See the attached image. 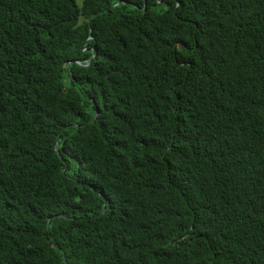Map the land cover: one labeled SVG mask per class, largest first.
<instances>
[{"label":"trees","instance_id":"obj_1","mask_svg":"<svg viewBox=\"0 0 264 264\" xmlns=\"http://www.w3.org/2000/svg\"><path fill=\"white\" fill-rule=\"evenodd\" d=\"M0 264H264V0H0Z\"/></svg>","mask_w":264,"mask_h":264},{"label":"water","instance_id":"obj_2","mask_svg":"<svg viewBox=\"0 0 264 264\" xmlns=\"http://www.w3.org/2000/svg\"><path fill=\"white\" fill-rule=\"evenodd\" d=\"M145 5H146V0H145ZM90 39H91V38H90ZM90 39H89V40H90ZM78 63H79V62H78ZM98 112H99V109H98V107H97V108H96V112H95L93 118H95V117L97 116ZM57 151H59L58 148H57ZM64 170H65V169H64Z\"/></svg>","mask_w":264,"mask_h":264},{"label":"rangeland","instance_id":"obj_3","mask_svg":"<svg viewBox=\"0 0 264 264\" xmlns=\"http://www.w3.org/2000/svg\"><path fill=\"white\" fill-rule=\"evenodd\" d=\"M78 2L80 3V2H81V0H78Z\"/></svg>","mask_w":264,"mask_h":264}]
</instances>
